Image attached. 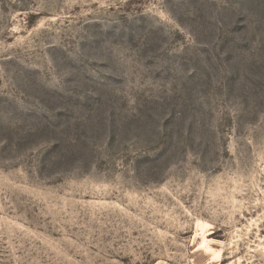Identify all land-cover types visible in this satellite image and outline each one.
Instances as JSON below:
<instances>
[{
    "label": "rangeland",
    "instance_id": "obj_1",
    "mask_svg": "<svg viewBox=\"0 0 264 264\" xmlns=\"http://www.w3.org/2000/svg\"><path fill=\"white\" fill-rule=\"evenodd\" d=\"M0 264H264V0H0Z\"/></svg>",
    "mask_w": 264,
    "mask_h": 264
}]
</instances>
